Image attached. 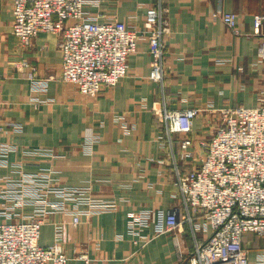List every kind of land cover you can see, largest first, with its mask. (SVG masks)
Here are the masks:
<instances>
[{
	"label": "crops",
	"instance_id": "crops-1",
	"mask_svg": "<svg viewBox=\"0 0 264 264\" xmlns=\"http://www.w3.org/2000/svg\"><path fill=\"white\" fill-rule=\"evenodd\" d=\"M155 1H88L85 9L91 17L116 18L142 31ZM165 6L171 30L164 37V80L149 78L153 56L142 36L129 59L128 75L91 97L61 79L60 36L41 33L31 47H23L13 33V0H0V141L18 145L10 160L25 163V173L49 167L61 185L86 187L95 199L116 204L112 211L82 215L77 225L71 213L60 210L42 226V246L53 244L60 230L68 264H78L82 253L99 264H189L195 240L211 234L208 229L194 235L185 224L158 236L151 222L143 229L150 240L139 248L128 233V215L176 206V165L190 163L180 157L184 134L168 133L156 110H206L194 120L191 133L201 140L210 137L215 117L211 110L258 105L264 63L258 58L261 36L255 32L254 15L264 13V0H165ZM218 8L237 15L238 32L213 18ZM33 67L38 77L49 78L46 91L32 89ZM9 121L22 129L13 131L6 126ZM38 149L53 151L54 158L38 154ZM19 178V172L0 166V194ZM3 201L0 196V222L20 218H9ZM33 207L30 203L24 210L31 214ZM243 244L249 264H258L264 237L248 233Z\"/></svg>",
	"mask_w": 264,
	"mask_h": 264
},
{
	"label": "built area",
	"instance_id": "built-area-1",
	"mask_svg": "<svg viewBox=\"0 0 264 264\" xmlns=\"http://www.w3.org/2000/svg\"><path fill=\"white\" fill-rule=\"evenodd\" d=\"M88 1L95 4L102 0H13V33L23 47H31L41 33L59 35L61 79L91 97L128 75L129 59L142 36H146L153 56L149 78L162 82L164 37L171 30L165 0H156L149 7L142 31L116 18L101 20L100 16L87 15ZM212 16L238 32L235 13L218 8ZM254 28L261 36L258 58L264 63V13L254 15ZM31 79L32 89L46 91L49 78L38 77L36 67ZM2 81L0 73V94ZM2 104L0 97V113ZM204 111L194 107L155 111L168 133L184 134L180 157L190 163L186 167L176 165L178 193L174 198L178 204L157 213L152 209L130 212L128 233L142 248L150 240L143 229L151 222L158 236L185 224L190 225L194 235L198 230L210 229L206 240H195L189 264H249L244 236L255 233L264 237V88L257 106L211 110L215 117L210 137L197 140L191 134L193 123ZM6 126L13 131L22 129L19 123L11 121ZM17 149L14 143L0 141V166L20 173V178L9 181L0 194L4 213L9 218L20 216L0 222V264H68L70 258L60 230L53 244L42 246V226L60 210L71 213L77 225L82 215L91 217L112 211L116 204L95 199L86 187L61 185L49 167L42 169L44 172L25 173V163L10 160L11 153ZM36 152L54 158L53 151ZM50 195L61 199H52ZM71 202L76 206H70ZM30 203H34L33 212L27 214L24 209ZM196 217L205 221H195ZM78 259V264H99L87 253L80 254ZM258 259V264H264V252Z\"/></svg>",
	"mask_w": 264,
	"mask_h": 264
}]
</instances>
